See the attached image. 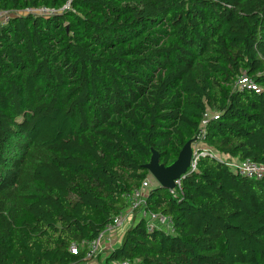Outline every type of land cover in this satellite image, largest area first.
I'll return each instance as SVG.
<instances>
[{
  "label": "trees",
  "instance_id": "trees-1",
  "mask_svg": "<svg viewBox=\"0 0 264 264\" xmlns=\"http://www.w3.org/2000/svg\"><path fill=\"white\" fill-rule=\"evenodd\" d=\"M42 7L56 12H26ZM0 10V264L93 259L84 243L127 208L122 194L149 176L152 151L170 165L200 130L208 150L178 196L159 186L146 196L174 232L139 219L100 264L264 261V175L225 164L264 165V0H0ZM242 75L259 92L236 89Z\"/></svg>",
  "mask_w": 264,
  "mask_h": 264
},
{
  "label": "built area",
  "instance_id": "built-area-1",
  "mask_svg": "<svg viewBox=\"0 0 264 264\" xmlns=\"http://www.w3.org/2000/svg\"><path fill=\"white\" fill-rule=\"evenodd\" d=\"M69 3H66L63 8H68ZM26 12L30 14L40 15V16H49L54 14L56 11L53 9L48 8H38V9H27ZM8 12L1 11L0 10V21L1 23H7L9 14ZM236 89L242 91V90H253L255 92H259V87L256 86V84L249 78H247L245 75L240 76L236 83H235ZM213 119L218 118V114L214 113L211 116ZM207 118V114L204 115V118L201 121V124H205ZM202 130H200L196 136V142L197 140H200L202 137ZM195 142V141H194ZM193 142V143H194ZM193 145V144H192ZM192 163L190 168L194 166L195 159L197 158V153L200 150L201 153L207 151V148H204L203 146L197 145V148L195 150L192 146ZM216 157H218L216 155ZM225 164L229 166L235 173H238L242 176L248 177V178H255L259 179L264 175V165L258 164L254 161H251L249 159H244L241 161H225ZM179 180L176 182L175 187L173 189H170V194L176 198L179 193ZM150 180L149 176L145 178L142 182L139 188L134 189L130 192H126L122 194L123 199L127 203V208L123 210L122 212L115 215L111 222L108 223L104 230L93 240L90 242L84 243L86 245V258H94L101 247V240L105 236L106 233H110L117 228H120L123 225V222L125 220V216L128 213H134L137 215L138 220L142 219L145 221L146 228L148 231L153 230L154 228H163L168 233H173L174 228L172 226V222L170 218L165 216L164 214L152 212L147 208V202H146V196L148 195V192L150 190ZM83 243V242H82ZM78 250V245L75 243H72L70 246L71 253H76ZM115 264H132V262L129 261H122L117 262Z\"/></svg>",
  "mask_w": 264,
  "mask_h": 264
},
{
  "label": "water",
  "instance_id": "water-1",
  "mask_svg": "<svg viewBox=\"0 0 264 264\" xmlns=\"http://www.w3.org/2000/svg\"><path fill=\"white\" fill-rule=\"evenodd\" d=\"M195 138L188 140L178 152L176 159L167 166L159 163L158 154L152 151L149 162L143 167L158 183L159 187L173 189L176 182L190 169L192 163V144Z\"/></svg>",
  "mask_w": 264,
  "mask_h": 264
},
{
  "label": "crops",
  "instance_id": "crops-1",
  "mask_svg": "<svg viewBox=\"0 0 264 264\" xmlns=\"http://www.w3.org/2000/svg\"><path fill=\"white\" fill-rule=\"evenodd\" d=\"M150 183L153 185L154 182L153 181L152 182L150 181ZM137 220H138V218H137V215L136 214H134V213H128L125 216V220L123 222V225L126 223L125 229L129 225H131L134 222H136ZM125 229L120 230L119 228H117L116 230H114V231H112L110 233H106L105 234V236L101 240V247H100V250H99V252L97 254L100 259H102L114 247H116V246L119 245L120 240H121V234H122V232ZM97 255L93 259L88 260V261H86L84 263H81V264H100L101 261H100V259L98 258Z\"/></svg>",
  "mask_w": 264,
  "mask_h": 264
},
{
  "label": "rangeland",
  "instance_id": "rangeland-1",
  "mask_svg": "<svg viewBox=\"0 0 264 264\" xmlns=\"http://www.w3.org/2000/svg\"><path fill=\"white\" fill-rule=\"evenodd\" d=\"M196 143H197V142L195 141V142L193 143V145H192L194 150H195V148H197ZM149 180H150L151 182H152V181L154 182L153 185L150 183V187H151V188H153L154 186H159L158 183L155 181V179H154L152 176H150V175H149ZM125 225H126V223H125L124 225H122V227L119 228V229H120V230L125 229ZM123 233H124V231H123L122 234H121V239H122V235H123ZM120 241H121V240H120ZM97 256H98V255H97ZM98 258H99V256H98ZM99 259H100V258H99ZM100 261L103 263V259H100ZM261 264H264V261H263Z\"/></svg>",
  "mask_w": 264,
  "mask_h": 264
}]
</instances>
